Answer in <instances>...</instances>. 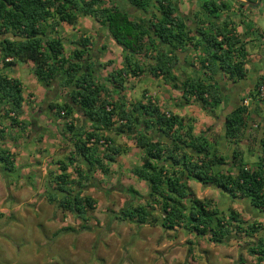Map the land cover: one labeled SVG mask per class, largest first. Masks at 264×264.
Returning <instances> with one entry per match:
<instances>
[{
  "label": "trees",
  "instance_id": "1",
  "mask_svg": "<svg viewBox=\"0 0 264 264\" xmlns=\"http://www.w3.org/2000/svg\"><path fill=\"white\" fill-rule=\"evenodd\" d=\"M126 1L131 13H141L143 17L121 11L111 0H0V146L7 137L11 139L14 130L19 138L27 127L21 121L25 104L22 85L8 73L17 63L30 64L32 74L47 93L54 91V84L59 93L64 91V99L48 102L47 110L57 119L69 120L63 132L72 143L70 155L57 161L58 172L47 180L49 185L54 184L46 193L49 203L86 221V209H92L94 202L81 195L93 180V173L108 175L111 164L127 151L105 134L129 135L141 151V165L131 172L147 184L149 193L141 198L132 188L125 190L131 197L143 199L144 204L125 205L118 220L141 226L159 223L166 231L179 228L196 237H207L214 245L224 244L230 236L251 238L252 242L246 243L247 253L255 264H263L264 136L259 143L263 156L252 170L244 162L245 149L240 145L248 127L244 98L224 118V140L229 145L226 158L208 146V131L193 136L192 120L162 111L147 92L133 101L123 95L128 77L161 78L165 84L174 81L178 78L175 72H181L176 67L179 54L197 51L203 79L184 74L174 86H179L184 101L197 100L201 109L214 117L220 104L215 75L226 74L232 82L246 76L248 55L244 42L228 22L215 21L228 7L220 0L219 4L205 1V20L198 19L196 28L189 29L169 0ZM79 16L92 18L101 29L99 37L108 35L122 49V67L108 72L106 77H96L100 70L95 68L104 70L107 64L101 65L97 60L105 47L97 50L93 37L80 36L72 41V50L65 52L59 27L76 25ZM156 48L159 52L152 55ZM141 52L142 57L155 61L146 72L135 59ZM259 82L260 79L248 94L249 99L257 97ZM74 114L85 118L87 129L75 128L71 120ZM11 140L14 142L15 138ZM0 166L2 173L15 176V155L9 149H0ZM220 167L225 171H217ZM69 169L75 179H70ZM190 181L215 190L231 202L243 200L260 220L243 221L234 211L225 212L210 200L196 199L188 186ZM69 184L75 197L68 190Z\"/></svg>",
  "mask_w": 264,
  "mask_h": 264
},
{
  "label": "rangeland",
  "instance_id": "2",
  "mask_svg": "<svg viewBox=\"0 0 264 264\" xmlns=\"http://www.w3.org/2000/svg\"><path fill=\"white\" fill-rule=\"evenodd\" d=\"M111 1L121 11L130 12L129 8H126L127 4L125 0ZM169 1L175 3L178 9L182 6V10L185 11L188 16H191L193 13L194 16H196V19L193 21L196 25L198 24L197 18L200 19V17L204 15L202 6L205 1L203 2V0ZM258 8L263 9L264 12V3L261 2ZM132 15L134 17L142 16L141 13H131V16ZM258 21L259 26L264 28V19H259ZM100 31L101 29L99 26L95 24L91 18L82 16L78 17V21L74 26L62 24L59 27V33L66 53H69L72 50V41L77 40L80 35L85 34L97 38ZM101 38L102 39L98 42V47L103 40L106 44L105 48L107 55L103 57V61L100 64H107V66L104 67V70L101 68L99 69L98 67L95 68L96 71L100 70L99 72L97 71L96 77H106L108 72L121 67L123 63V54L120 52V48L117 45H113L108 35H104ZM147 47L148 45L146 44L144 48ZM188 53L193 54L196 60L193 61V66L191 65L192 71L187 74L183 71V73L187 76L202 78L203 73L198 64V59L200 58L199 53L197 51H188ZM141 55L142 52L135 56V59H137L138 64L143 71L146 72L150 59L142 57ZM92 60L94 62V58ZM97 60H99L98 57ZM10 71L11 72L8 73V75L17 79L21 83L23 95L25 97L24 113L21 117V121H24L27 124V127L22 136L19 138L14 136L15 144L12 145L11 150L15 155L16 161H21L18 167L16 163L17 172L14 176L15 180L17 184L22 180L24 184L27 185V190L21 188L16 194H12V188L9 184L5 183L0 185V219H2L7 212L9 221L16 224H23L25 218L32 217L34 214L43 216L45 220L49 218L50 213L48 211V206L55 205V203H49L46 199L44 200L47 191H51L52 188H54V184L49 185L47 180L50 174L58 172L57 161L70 155L69 152L72 143L71 140H69V136L63 132L65 131V128L63 127L69 123V120L57 119L52 112L47 110L48 102L56 103V101H58L57 103H59L64 99V91L61 90V93H59L56 84H54V91L52 90L47 93L32 74L30 64L26 65L17 63ZM180 76V73L177 74V79H179ZM125 82L124 92H122L127 101L141 99L144 91L147 92V94L149 93V97L153 101H165L166 98L164 95L167 93L174 94L176 97L179 96L175 89H164L163 84H166L163 79H154L150 76L143 75L139 79L128 77L125 79ZM153 82H156L155 88L152 85ZM113 98H115V96H113ZM243 98L245 100L248 97L246 96ZM190 100L193 102H186L183 98L182 100L179 98L176 102L174 101L172 105L167 104L168 100H166V104L172 109L174 108V110L175 108L177 110L180 109L178 106L184 107L187 110L186 114L196 115L197 112H199V103L197 100ZM247 107L248 105L246 108ZM2 108L3 107L0 105V114L3 113ZM218 108L219 106L217 109ZM202 111L209 115L208 110L202 109ZM250 114H247L248 127L240 145L247 150L244 162L249 164L255 161L252 166V168H254L255 163H258L259 158H262L263 156L259 149V143L264 136V129H262V127H264V121L263 118H261L260 121L256 123L257 119H251ZM191 117L193 118V116ZM191 117L188 116L183 118H189L192 120ZM71 120L74 121L76 129H87L88 122L82 115L74 114ZM194 120L195 117L192 121ZM14 131L12 134L15 135ZM201 134L202 133H200V135ZM110 136L115 137L117 135L111 134ZM115 141L119 143V146H125L128 153L116 158L117 163L111 164L108 175H102L99 172L93 173V180L81 195L82 197H89L94 202L92 209H86L85 216L87 220L82 221L73 214L69 215L70 212H64L55 206L61 215L59 218L55 215H51L50 218L53 222L62 225L59 231L63 228H70L76 220L81 222L82 227L95 224V227L98 228L101 223H109L111 227L107 228V232L115 239L117 244L125 245L129 242V238L137 242L132 246V250L126 257L129 264H192L189 262L190 252L187 250L191 243L194 245L193 248L196 249L191 255L196 264H221V262L218 261V257L222 259V257H225L228 254L231 258H234V262L236 261V263L233 264H255L254 259L250 258L247 253L246 243L252 242L251 238H243V236H241L242 238L237 236L231 238L230 236L225 240L224 244L214 245L208 242L207 237H196L193 233H189L179 228L164 231L159 226V223L141 226L134 222L118 220L116 217H119V213L125 205L130 203L144 204V200L141 198H146L149 190L147 184L139 180L131 172L134 168H138L141 165V156L138 154L140 152L135 149H129V147L128 149L126 148V146L133 144V139L129 135H125L119 139L115 137ZM207 142L211 149L212 147H215V149H218L216 152L219 155L223 153L222 155L227 158V154L229 155L228 144H225V146H227L226 151L222 152L219 149L223 148V145H220L218 138L209 139L208 137ZM100 149L102 151L103 147L101 146ZM32 159L38 160L40 163L38 165L28 166L25 161L28 162ZM223 168L220 167V170L225 171ZM68 173L71 177L75 176L72 169H69ZM9 177L11 176H7L5 173H2V176H0L4 181H7ZM188 186L194 197L198 200H210L214 206L219 209H224L225 212L227 210L234 211L237 213L238 218L243 221L260 220L256 217L254 212L249 210V207L243 202V200H235L231 202L223 199L215 190L200 185L194 181H190ZM41 188L43 191H38V189ZM128 188H132L136 191L141 198L137 196L131 197L128 193H125L124 191ZM9 208L11 209L10 211H8ZM154 216L160 219V216L157 213H155ZM261 223L264 225V220L261 221ZM44 226L46 228L48 227L47 224ZM84 230L87 232V229ZM165 244L170 245V247L164 246ZM203 245L208 246L202 248ZM238 259H240L239 262Z\"/></svg>",
  "mask_w": 264,
  "mask_h": 264
},
{
  "label": "crops",
  "instance_id": "3",
  "mask_svg": "<svg viewBox=\"0 0 264 264\" xmlns=\"http://www.w3.org/2000/svg\"><path fill=\"white\" fill-rule=\"evenodd\" d=\"M204 1H206V0H203V2ZM213 1L216 2L217 4H219L218 0H213ZM220 1L224 2L226 4V6L228 7V9L220 12L218 14L217 20H215V21L218 23H222L224 21L228 22L230 24L229 25L230 28L233 29L234 34H236L238 36V38L242 42H244L245 49H246V52L248 55L246 65L244 66L245 70H246L245 78L241 81L232 82L227 78L226 74L218 73L215 75V78L218 81V86L220 89V92H219L220 93V104H219V108L217 110H215L214 117H211V116L207 115L206 113H204V111H202V109L200 107L198 109L199 112H197L196 115L186 114L187 110L184 107L178 106L180 109L177 110L175 108L176 111L174 110V108L172 109L171 107H169V105H172L174 103V101L176 102V100H178L179 98H181V100H182V93L179 89V86H174L175 83L177 82L176 81L177 79H175L174 81H172L166 85L163 84V87L166 90H169V89L177 90L179 96L176 97V95H174V94L167 93L164 95L166 98L165 101L155 100V102H157L158 106L161 108L162 111H168V112H170L174 115H178L180 117H188V116L189 117L193 116V118L195 117V120L193 121L192 135L197 137L200 135V133H204V132L208 131L206 133L207 135L205 136L206 140L208 141V137H209V139L210 138H213V139L218 138L220 145H223V148H220L219 150L223 152V151H226V148H227V146H225L226 141L224 140V118H226V116L232 110H234L236 107H238L240 105L243 97L248 96L249 93L254 91V89L256 88V85H257V81L260 79V77L262 75H264V28L259 26V21H258L259 19H264V12H263V9L258 8V6L261 3L257 7H253L252 5H247V3H249V2L250 3L256 2L255 0H249V1H247V0H233V1H231V0H220ZM261 2L264 3V0H261ZM238 3L242 4L243 6H240ZM122 4H125V3H122ZM172 5L176 10L175 14L183 19V21L185 22L187 27L189 29H195L196 24L193 21L196 19V16H194L193 13L191 16H188V14L186 15L185 11L182 10V8H183L182 6H180V8L178 9L177 5L175 3L172 2ZM200 18L201 19H199V20H205L204 15ZM77 21H78V19H77ZM197 22H198V18H197ZM95 24H96V22H95ZM82 35H80V36H82ZM83 36H87V35L84 34ZM87 37H90V36H87ZM112 43H113V45H116L113 41H112ZM100 46H104V47L106 46V44L103 40H102V42L98 48H100ZM147 50H148V48H145V52H147ZM120 52H122L121 48H120ZM158 52L159 51L156 48L154 51H152V55H156ZM148 54H150V51L148 52ZM105 55H107L106 48H105V50L99 51V55H98L99 63H102L103 57ZM122 60H123V55H122ZM194 60H196V58L194 57L193 54H189L188 52L184 51L182 54H179V62H178L176 67H178V69H181L182 72L183 71L186 72V74L190 73L192 71L191 65H192ZM154 63H155V61L153 60V58H151L149 65H153ZM179 73L181 75L179 78H182L184 73L176 71L175 75H177ZM204 75L205 74L203 73L202 76L204 77ZM154 79H156V78H154ZM157 79H161V78H157ZM152 85L155 88L156 82H153ZM175 87H177V88H175ZM148 96H149V93H148ZM154 96H155V94H154ZM166 100H168L167 104H169V105L166 104ZM189 101H192V100L189 99ZM57 102L58 101H56V103ZM246 109H247V114L251 113L250 114L251 119H253V120L257 119L256 123H258L261 118H263V121H264V100L263 101L262 100H260V101L259 100H252L250 103H248V107ZM193 118L191 117L192 120H193ZM263 125H264V123H263ZM262 129H264V127H262ZM111 134L112 133H106L105 136L110 137L113 140L114 144L116 146H119V143L117 142L118 140L115 141V137H117L119 139L122 136H125V134H119L115 137L110 136ZM10 136L12 139V138H15L14 136H16V135L12 134ZM11 139L9 137H7L6 140H3L1 142L0 149L1 150L9 149L10 152L13 153V151L11 150V147L15 143L12 142ZM132 143H133L132 145L126 146V148L128 149V147H129V149L137 150L138 152H140L138 154L141 156V151L135 147L134 142H132ZM208 146L210 147V145H208ZM124 148H125V146H124ZM127 151H126V153H128ZM246 151L247 150H245V155H246ZM222 154L223 153H221V155ZM259 155H261V154H259ZM254 162L249 163V168H252V166L254 165ZM16 163H17V161L15 158V164ZM25 163L28 166L29 165L31 166V165H36V164L38 165L40 163V161L32 159L31 161H28V162L25 161ZM116 163H117V161H116ZM1 168L2 167L0 166V176H2ZM252 170H253V168H252ZM217 171H220V168H218ZM232 171H234V170H232ZM196 186H199V185H196ZM222 198L226 199V197H222ZM45 199H46V197L44 198V200ZM198 239H200V238H198ZM164 246L170 247V245H168V244H165ZM207 246L208 245H203L202 248H206ZM193 247H194V245H192V243H191L189 245L190 249L189 248L187 249L188 252H190L189 262L192 264H196L193 261V258L191 256L194 253V251L196 250ZM197 247H198V245H197ZM209 248H210V246H209ZM225 257H222V259H220L218 257V261H220L221 264L236 263V261L235 262L233 261L234 258H231V256L229 254L226 255ZM239 261H240V259H238V262Z\"/></svg>",
  "mask_w": 264,
  "mask_h": 264
},
{
  "label": "clouds",
  "instance_id": "4",
  "mask_svg": "<svg viewBox=\"0 0 264 264\" xmlns=\"http://www.w3.org/2000/svg\"><path fill=\"white\" fill-rule=\"evenodd\" d=\"M20 163L17 160V167ZM70 179H75V176ZM5 183L11 186L12 194L21 188L27 190V185L22 180L17 184L14 176L7 181L0 178V185ZM68 190L73 197L76 196L71 184ZM48 211L47 220L34 214L25 218L23 224L9 221L5 213L0 219V264H129L126 257L137 243L135 240L129 238L127 244H117L107 232L111 225L106 222L97 228L95 224L82 227L76 220L68 230L59 231L62 225L50 217L55 215L59 218L61 213L55 205L48 206Z\"/></svg>",
  "mask_w": 264,
  "mask_h": 264
},
{
  "label": "built area",
  "instance_id": "5",
  "mask_svg": "<svg viewBox=\"0 0 264 264\" xmlns=\"http://www.w3.org/2000/svg\"><path fill=\"white\" fill-rule=\"evenodd\" d=\"M255 100H264V75L260 77L259 86L257 88V97L255 98ZM249 101L251 102L252 100L249 98L245 99L243 101V105L246 107Z\"/></svg>",
  "mask_w": 264,
  "mask_h": 264
},
{
  "label": "water",
  "instance_id": "6",
  "mask_svg": "<svg viewBox=\"0 0 264 264\" xmlns=\"http://www.w3.org/2000/svg\"><path fill=\"white\" fill-rule=\"evenodd\" d=\"M261 3V0H257L255 3H247V5H252L253 7H257ZM101 37V36H100ZM100 39H98L97 43L99 42Z\"/></svg>",
  "mask_w": 264,
  "mask_h": 264
},
{
  "label": "flooded vegetation",
  "instance_id": "7",
  "mask_svg": "<svg viewBox=\"0 0 264 264\" xmlns=\"http://www.w3.org/2000/svg\"><path fill=\"white\" fill-rule=\"evenodd\" d=\"M125 1H126V0H125ZM255 1H257V0H255ZM126 3H127V1H126ZM127 5H128V3H127ZM98 39L101 40L102 38L98 36V37L96 38V40L98 41ZM100 40H99V41H100ZM249 210L252 212V209H251L250 207H249ZM254 212H255V211H254Z\"/></svg>",
  "mask_w": 264,
  "mask_h": 264
}]
</instances>
